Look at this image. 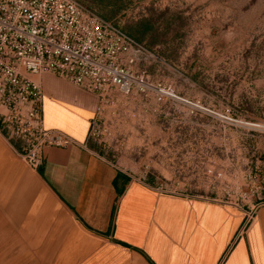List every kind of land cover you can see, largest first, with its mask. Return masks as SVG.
Returning <instances> with one entry per match:
<instances>
[{
  "label": "rangeland",
  "instance_id": "374dc122",
  "mask_svg": "<svg viewBox=\"0 0 264 264\" xmlns=\"http://www.w3.org/2000/svg\"><path fill=\"white\" fill-rule=\"evenodd\" d=\"M162 61L98 96L90 141L155 189L244 209L264 205V0H78ZM243 229V228H242ZM241 229V230H242Z\"/></svg>",
  "mask_w": 264,
  "mask_h": 264
},
{
  "label": "crops",
  "instance_id": "0c3cea01",
  "mask_svg": "<svg viewBox=\"0 0 264 264\" xmlns=\"http://www.w3.org/2000/svg\"><path fill=\"white\" fill-rule=\"evenodd\" d=\"M32 78L46 128L76 144L46 147L37 169L0 128V264H264V205L245 224L241 207L133 177L90 141L96 94Z\"/></svg>",
  "mask_w": 264,
  "mask_h": 264
},
{
  "label": "built area",
  "instance_id": "2783aa9c",
  "mask_svg": "<svg viewBox=\"0 0 264 264\" xmlns=\"http://www.w3.org/2000/svg\"><path fill=\"white\" fill-rule=\"evenodd\" d=\"M162 61L114 21L78 0H0V128L19 142V153L34 168L48 146L76 140L46 128L44 92L32 78L54 74L105 98L138 84L162 102L170 89L153 85L139 66ZM95 126V120L91 131ZM91 135V132H90Z\"/></svg>",
  "mask_w": 264,
  "mask_h": 264
}]
</instances>
